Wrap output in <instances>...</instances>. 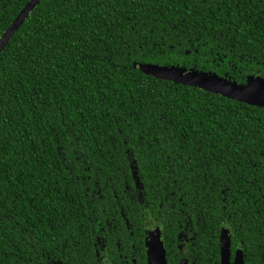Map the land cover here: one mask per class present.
Returning <instances> with one entry per match:
<instances>
[{"label":"trees","instance_id":"1","mask_svg":"<svg viewBox=\"0 0 264 264\" xmlns=\"http://www.w3.org/2000/svg\"><path fill=\"white\" fill-rule=\"evenodd\" d=\"M29 2L0 0V38ZM136 64L264 79V0L42 1L0 55V264H95L100 223L264 264V109Z\"/></svg>","mask_w":264,"mask_h":264},{"label":"water","instance_id":"2","mask_svg":"<svg viewBox=\"0 0 264 264\" xmlns=\"http://www.w3.org/2000/svg\"><path fill=\"white\" fill-rule=\"evenodd\" d=\"M42 1L44 0H30L19 13L11 26L0 38V55ZM135 68L159 80L197 88L214 95H220L226 99L264 109V79L261 77L250 76L246 84H238L226 77H220L216 73H206L180 66L136 64ZM133 175L137 182V186H141L140 178L135 168ZM149 239L148 256L150 264H168L167 254L160 236V231L157 230L151 233ZM220 240L222 264H246L242 251H238L234 261H232V239L228 231H223Z\"/></svg>","mask_w":264,"mask_h":264},{"label":"flooded vegetation","instance_id":"3","mask_svg":"<svg viewBox=\"0 0 264 264\" xmlns=\"http://www.w3.org/2000/svg\"><path fill=\"white\" fill-rule=\"evenodd\" d=\"M186 225L187 226L182 227L184 228L183 232H180L177 235L178 243L176 246L172 244V242L175 243L174 240L170 242L168 238H165L161 229V239L165 244L166 250L169 251L167 256H170V262L173 264H195V262L190 263V258L193 256V249L189 248V245L190 247H196V244L194 243L195 238L188 233V231H191L190 227L193 223ZM155 230L156 229H150L147 232L145 243H147L150 233ZM93 240L96 256L95 264H150L147 248L145 253H143V249H140V255H138L135 238H127V245L124 247L114 233H111L110 230L109 232L105 230L102 223L99 224V229L96 231V237L93 238ZM238 251L243 252L240 248L236 249L233 253V259H235ZM243 254L246 262L245 253L243 252ZM172 255L173 257L178 256V262H174L175 260L172 258ZM85 264H88L87 260Z\"/></svg>","mask_w":264,"mask_h":264},{"label":"rangeland","instance_id":"4","mask_svg":"<svg viewBox=\"0 0 264 264\" xmlns=\"http://www.w3.org/2000/svg\"><path fill=\"white\" fill-rule=\"evenodd\" d=\"M153 233V232H152ZM150 241V240H149Z\"/></svg>","mask_w":264,"mask_h":264}]
</instances>
